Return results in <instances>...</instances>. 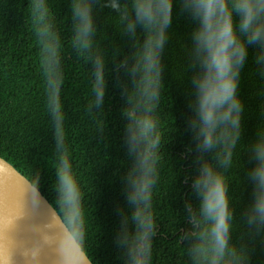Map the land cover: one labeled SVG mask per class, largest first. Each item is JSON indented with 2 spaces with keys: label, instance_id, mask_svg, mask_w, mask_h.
I'll return each mask as SVG.
<instances>
[{
  "label": "trees",
  "instance_id": "trees-1",
  "mask_svg": "<svg viewBox=\"0 0 264 264\" xmlns=\"http://www.w3.org/2000/svg\"><path fill=\"white\" fill-rule=\"evenodd\" d=\"M242 2L0 0V157L92 264H264V23L245 28ZM225 60L235 126L218 104ZM129 177L146 201L125 200Z\"/></svg>",
  "mask_w": 264,
  "mask_h": 264
},
{
  "label": "water",
  "instance_id": "water-1",
  "mask_svg": "<svg viewBox=\"0 0 264 264\" xmlns=\"http://www.w3.org/2000/svg\"><path fill=\"white\" fill-rule=\"evenodd\" d=\"M0 264H92L43 195L1 157Z\"/></svg>",
  "mask_w": 264,
  "mask_h": 264
},
{
  "label": "clouds",
  "instance_id": "clouds-1",
  "mask_svg": "<svg viewBox=\"0 0 264 264\" xmlns=\"http://www.w3.org/2000/svg\"><path fill=\"white\" fill-rule=\"evenodd\" d=\"M229 4V0H218V7L223 12L226 11ZM115 9V5L112 6ZM241 13L243 15V25L245 28L249 27V24L253 21L254 14L259 17V22L264 23V0H243V2L239 5ZM167 27V25H165ZM224 35H228V29L225 28ZM262 37V33L258 30L254 33V39L253 43L260 42ZM243 57L239 51H236L233 53V63L236 65H242ZM219 69V75L222 79L228 80L229 82H226L222 84V94L219 97V107L222 111L223 115L221 116V121L226 125H232L235 126L238 124V115L235 119L232 118V113H239L241 110L240 101L236 97V86L233 80L230 79V76L233 75L229 71V66L227 60L223 64L218 65ZM235 75H238V72L235 73ZM193 83L195 84V77H193ZM202 120L206 123L211 118L210 114H201ZM191 126V125H190ZM126 146L128 148L129 155H134L138 148H134L131 142L126 141ZM211 146V142L207 136L204 137L203 143H200L199 139L196 140L195 145V151L201 152V151H207L209 147ZM255 170V169H254ZM142 172V167L140 169ZM200 171L203 172L204 168L203 165L200 167ZM262 180H264V174L261 176ZM130 187L136 195H131L127 189ZM148 185L144 184L141 186V184L129 177L126 180V190H125V200L129 204H136L138 201H146V197L144 196V192L147 190ZM192 190L195 191L198 187H200L199 184V177L193 179L192 181ZM256 213L258 217L260 218V222L264 223V201H261L257 208ZM227 241H228V229L226 226V216L225 214H221L220 216V222L219 227L216 232V242L219 246V249L223 251L227 247ZM119 246V244H118Z\"/></svg>",
  "mask_w": 264,
  "mask_h": 264
}]
</instances>
